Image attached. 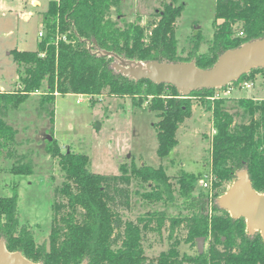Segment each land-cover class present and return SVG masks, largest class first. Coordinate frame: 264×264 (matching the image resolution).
<instances>
[{
    "label": "trees",
    "instance_id": "16d2710c",
    "mask_svg": "<svg viewBox=\"0 0 264 264\" xmlns=\"http://www.w3.org/2000/svg\"><path fill=\"white\" fill-rule=\"evenodd\" d=\"M120 0H51L43 14V36L36 50L13 49L17 64L18 87L0 91V113L39 95L48 103L53 121L54 98L58 94L129 96L132 104L154 112L157 154L163 158L177 145L179 124L190 114L192 95L202 94L206 110L211 112L213 133L210 138L209 170L213 175L210 191L193 195L198 174L181 172L178 193L188 203L187 217H171L169 235L184 222L187 242L201 235L214 244L209 254L180 256L176 244L160 252L147 263L142 246L146 231L161 232L167 219L164 211H150L136 221H123L115 209L116 197L128 204L131 178L149 186L141 193L149 200L173 201V188L162 167L147 164H121L119 174L106 175L89 169L86 153L62 151L50 140L47 150L56 158L63 174L58 188L61 200L52 203L48 244L37 243L32 229L18 218V195L0 196V239L8 251H18L40 264H264V243L258 231H247L242 217L232 218L218 206L216 199L246 170L256 192L264 191V99L216 96L218 88L192 90L182 96L169 83L149 79L135 80L117 71L115 55L145 63L151 60L189 62L209 68L225 50L264 35V0H215L214 32L209 50L186 57L176 52L174 23L183 4L166 5L159 20L144 25L128 23L121 28L110 16L111 7ZM220 20V21H219ZM219 21V22H217ZM106 52H110L107 54ZM264 67L253 68L233 84L252 81ZM169 88V92L164 89ZM227 86L221 87L226 89ZM170 95V96H169ZM212 97V98H211ZM14 129L0 115V148L12 142ZM14 174H29L28 164L12 166ZM220 215L208 214L209 200ZM224 237V240L221 238Z\"/></svg>",
    "mask_w": 264,
    "mask_h": 264
},
{
    "label": "rangeland",
    "instance_id": "374dc122",
    "mask_svg": "<svg viewBox=\"0 0 264 264\" xmlns=\"http://www.w3.org/2000/svg\"><path fill=\"white\" fill-rule=\"evenodd\" d=\"M51 0H0V91H13L18 87L17 64L11 51L36 50L37 41L45 30L43 14ZM183 4V10L174 23L176 52L186 57L209 50L212 34L215 0H120L111 7L110 16L116 25L123 28L128 23L144 25L147 20H159L158 13L166 5ZM220 21V20H219ZM217 21V22H219ZM251 86L234 85L229 97L264 99V73H256ZM238 86V87H237ZM237 87V88H236ZM169 92V88L164 89ZM225 89L218 88L217 94ZM170 96V95H169ZM80 98L79 102L76 100ZM204 95H192L190 114L176 132L177 145L165 157L157 154V138L154 123L158 117L147 108L132 104L129 96H115L107 92L88 96L78 94H58L54 98L53 121L41 104L39 95H31L25 102L8 108L0 115L14 129L12 142L0 148V196L18 195V218L27 224L37 243L48 244L51 224L52 203L61 200L58 188L62 185L63 174L56 158L47 150L48 136L62 151L71 150L89 156L92 172L113 175L120 173V165L144 163L152 167H162L173 188V201L149 200L141 193L149 186L131 178L128 185V204L122 197L115 200L116 212L123 221H136L137 217L150 211H164L167 219L160 233L146 231L142 238L147 263L167 251L174 244L180 256L194 257L198 254L197 241H185L186 228L182 222L169 235L171 217H187L191 213L188 203H184L178 193V177L181 172L200 175L193 191L206 194L199 185L200 178L209 171L210 138L213 133L211 112L202 103ZM28 164L31 173L14 174L12 166ZM229 185L227 186V188ZM214 198V196H210ZM214 200V199H213ZM209 200L208 214L220 215L222 211L213 209ZM204 237L203 252L210 251V237Z\"/></svg>",
    "mask_w": 264,
    "mask_h": 264
},
{
    "label": "water",
    "instance_id": "95a60500",
    "mask_svg": "<svg viewBox=\"0 0 264 264\" xmlns=\"http://www.w3.org/2000/svg\"><path fill=\"white\" fill-rule=\"evenodd\" d=\"M110 54V52H106ZM118 59L115 69L132 79H149L154 83H169L182 96L201 88H221L239 79L253 68L264 67V35L238 47L223 51L209 68L196 66L195 61L169 62L151 60L145 63ZM51 140V136H48ZM216 202L229 212L232 218L242 217L248 231H258L264 243V191L253 188L248 172L240 170ZM197 249L203 252L204 237H197ZM0 264H40L24 257L18 251H8L0 239ZM80 264H85L81 262Z\"/></svg>",
    "mask_w": 264,
    "mask_h": 264
},
{
    "label": "built area",
    "instance_id": "2783aa9c",
    "mask_svg": "<svg viewBox=\"0 0 264 264\" xmlns=\"http://www.w3.org/2000/svg\"><path fill=\"white\" fill-rule=\"evenodd\" d=\"M39 34H40V36L43 35L42 31H40ZM231 83H232V82H231ZM231 83H230V84H231ZM232 84H233V83H232ZM241 86L249 87V86H251V82H249V81L243 82ZM237 87H238V86H237ZM237 87H236V88H237ZM234 88H235L234 85H233V86L231 85L230 88H227V87H226V89H225L222 93H220V94H217V93H216V96H218V97H219V96H228V95L231 93V90L234 89ZM78 95L80 96V95H82V94H78ZM211 98H212V97H211ZM80 100H81V99L78 98V99L76 100V102H79ZM212 180H213V175H212L211 171L209 170L208 172H206V173L203 175L202 178H200V182H199V185L202 186V188H204V189L210 191L209 196H212V195H211V184H212Z\"/></svg>",
    "mask_w": 264,
    "mask_h": 264
},
{
    "label": "flooded vegetation",
    "instance_id": "af4514ba",
    "mask_svg": "<svg viewBox=\"0 0 264 264\" xmlns=\"http://www.w3.org/2000/svg\"><path fill=\"white\" fill-rule=\"evenodd\" d=\"M226 211H227V210H226ZM227 212H228V211H227ZM246 230H247V228H246ZM247 231H248V230H247ZM221 239L224 240V237H222ZM212 245H214V246H216V247H217V246L220 247V245L214 244L213 241L210 239V248H211Z\"/></svg>",
    "mask_w": 264,
    "mask_h": 264
},
{
    "label": "crops",
    "instance_id": "0c3cea01",
    "mask_svg": "<svg viewBox=\"0 0 264 264\" xmlns=\"http://www.w3.org/2000/svg\"><path fill=\"white\" fill-rule=\"evenodd\" d=\"M36 0H33V2H35Z\"/></svg>",
    "mask_w": 264,
    "mask_h": 264
}]
</instances>
